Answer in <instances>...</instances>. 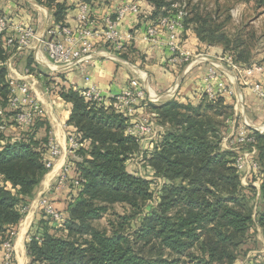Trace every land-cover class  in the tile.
<instances>
[{
    "label": "trees",
    "instance_id": "obj_1",
    "mask_svg": "<svg viewBox=\"0 0 264 264\" xmlns=\"http://www.w3.org/2000/svg\"><path fill=\"white\" fill-rule=\"evenodd\" d=\"M54 6L56 24L64 25L68 6L65 2L37 0ZM152 6L148 14L140 6L139 21L156 23L161 17H176L171 3L147 0ZM262 1V0H258ZM182 17V26L194 25L199 40L219 44L226 52L229 42L223 34L201 19L190 21ZM151 19V20H150ZM232 49L236 63H248L240 52ZM243 52V51H242ZM4 55L0 47V59ZM59 94L71 103L69 124L75 128L81 144L79 153L88 157L75 162L67 182V197L61 213L65 233L43 232L32 236L26 244L29 264H236L248 232L255 227L252 207L241 184L234 163L235 153L222 148L219 118L230 108L222 96L208 100L199 93L197 103L176 99L153 104L145 103L156 114L155 120L164 126L160 139L149 157L154 173L164 179L157 206L142 218L131 237L120 229L110 233L99 230L92 221L107 212L115 202L126 204L132 214L138 213L152 197L151 181L127 170L129 158L138 152V143L126 132L128 120L113 105L94 104L82 93L59 89ZM0 264L4 263L3 243L13 240L11 234L22 219V209L33 199L47 168L49 135L38 138L35 115L30 128L20 134L23 125L17 123L8 101V87L0 70ZM211 112V113H209ZM212 113L214 114L212 116ZM19 128L18 136H7L1 127ZM4 127V128H5ZM12 133V132H10ZM258 147L260 196L263 209L257 224L264 235V133L255 134ZM80 178L79 186L73 180ZM254 189L253 186H249ZM253 264H264L254 259Z\"/></svg>",
    "mask_w": 264,
    "mask_h": 264
},
{
    "label": "crops",
    "instance_id": "obj_2",
    "mask_svg": "<svg viewBox=\"0 0 264 264\" xmlns=\"http://www.w3.org/2000/svg\"><path fill=\"white\" fill-rule=\"evenodd\" d=\"M54 1L66 3L68 8L64 22L73 29L78 26L77 15L81 6L87 5L90 17L94 19V30L97 31L89 38L95 45L91 59L89 57L79 65L55 72L49 68L47 55L39 42L33 40L28 47H19L15 30V27H32L38 36L47 38L48 30L55 24L54 6L39 3L37 0H0V17L6 18L9 23L0 36V47L4 55L0 59L3 81L7 84L9 77L14 76L30 83L31 92L42 109L43 121L37 123L36 134L42 137L48 134L60 149L52 168L41 179L37 193L29 203L27 214L15 227L12 247L15 264H28L27 240L43 232L44 227L38 221L41 210L37 203L38 198L44 196L53 206L63 209L68 188L54 192L51 189L52 184L58 172L67 164L71 166L68 178L71 177L74 163L84 153L77 151L81 144L74 151H68L69 137L76 138L75 128L68 121L72 105L59 94V89L64 87L66 90L72 89L81 93L88 87L95 86L106 98L123 90L142 89L147 98L143 105L148 101L154 103L155 100L162 99L165 102L170 98L184 99V103H196L203 90L208 65L223 52L221 45L199 40L191 23H187L185 28L182 26L177 29L180 51L172 52L167 46L166 29L162 28L155 40L149 39L145 29L146 24H151V21L141 24L139 15L133 12L126 13L116 24L121 45L117 49L105 42L102 32L106 27V19H114L117 10L132 0ZM138 4L147 14L152 11L147 0H138ZM180 52L184 53V58ZM105 53L113 57L107 58ZM247 90L250 92L248 88ZM4 111V107L0 105V115ZM4 127L1 129L7 136H18V127L11 124ZM84 154L88 157L87 151ZM63 230L59 229L58 233H65ZM48 231L53 233L52 229Z\"/></svg>",
    "mask_w": 264,
    "mask_h": 264
},
{
    "label": "rangeland",
    "instance_id": "obj_3",
    "mask_svg": "<svg viewBox=\"0 0 264 264\" xmlns=\"http://www.w3.org/2000/svg\"><path fill=\"white\" fill-rule=\"evenodd\" d=\"M164 1L171 3L175 11H184L185 15L191 19L190 21L203 20L202 24L207 25L206 27L210 30L213 29L214 35L223 34L229 42V50L226 52L223 50L215 57L212 64L208 65L202 93H205L208 100L222 96L225 103L231 106L224 110L223 115L219 117L222 120L219 143L222 148L235 153L236 167L237 164H242V169L238 170L241 184L252 207V218L255 220V227L248 232L247 240L238 252L236 264L242 261L246 264L245 259L249 260L250 258H246L248 254L253 259L263 260L264 256L261 255H263L264 235L256 222L258 212L263 209L260 196V174H258L259 177H255L253 172H257L259 169L255 134L264 133V0ZM234 48H237L236 50L245 57L244 60L248 63H236L233 60L231 50ZM32 96L34 97L33 93ZM143 98L147 99L144 91ZM145 99L137 101L136 104H129L132 110L130 113L128 112L127 116H124L123 113L125 107L119 106L118 100L113 97H103L101 101L89 99L97 105H113L120 114L127 118V133L136 129V124L141 125L145 121L152 124V131L144 133L138 129L132 134L138 143V152L132 155L126 164L130 173L151 181L152 197L136 214H132L130 207L126 204L120 202L111 204L107 212L92 221L95 228L108 233L112 229H120L119 223L122 222V217L132 215L123 223L124 226L121 230L131 237L133 230L141 223L142 218L150 209L157 206L160 188L164 183V179L154 173L148 160L155 149V141L158 142L160 139L164 126L155 120L156 114L147 104L143 105ZM178 101L184 102V99ZM159 103H162V99L155 100L153 104ZM28 128L30 126L24 124L20 134L25 133ZM37 137L41 138L42 136ZM249 186H253L254 189ZM29 203L22 209V218L27 214ZM58 209L62 212L61 208ZM39 213L38 221L43 227L52 229L53 233H58L59 229L63 228L64 224L61 225L59 222L53 221L42 209ZM58 234L61 235V232ZM11 264H15L13 259Z\"/></svg>",
    "mask_w": 264,
    "mask_h": 264
},
{
    "label": "built area",
    "instance_id": "obj_4",
    "mask_svg": "<svg viewBox=\"0 0 264 264\" xmlns=\"http://www.w3.org/2000/svg\"><path fill=\"white\" fill-rule=\"evenodd\" d=\"M140 8L138 0H132L130 3L121 6L116 15L113 18L108 17L106 19V27L102 32L103 39L106 43H109L111 46L116 47L117 49L121 48L119 42V34L116 30V24L118 20L123 18L126 13L133 12L139 13ZM185 15L184 11H178L176 17H161L154 24H146L145 32L147 37L151 40L158 38L160 30L165 28L168 33V48L174 51H180V46L177 41V29L182 27V17ZM78 26L73 29L67 25L54 24V26L48 30V37L44 38L38 36L32 27H15L17 33V43L19 47L25 48L28 47L33 40L39 42L42 50L46 53L49 68L51 70L59 71L64 70L76 65H79L81 62L86 61L91 53L94 51V44L89 40V38L96 34L97 31L94 30V19L90 17L88 6L83 4L81 6V11L77 15ZM8 21L4 17H0V36L8 28ZM182 58H184V53L180 52ZM105 57H113L109 53H105ZM91 59V57L89 58ZM212 64V63H211ZM216 66V65H215ZM211 71V69H210ZM85 79H88L85 76ZM8 87V101L10 106L16 110V121L20 125L31 124L35 115L41 114L42 109L39 102L34 99L31 92V85L28 81L24 79H19L16 77H9L7 80ZM83 96L90 100H99L101 101L103 95L95 86L88 87L82 92ZM118 100V104L121 107H125L124 116H127L128 112H131V107L129 104H136L137 101H140L143 98L142 90H123L119 94L112 96ZM142 123L141 125L136 124L133 131H129L130 134H134V131L141 130L144 133L152 131V124ZM68 151H74L78 146L79 142L75 137L70 136L69 139ZM60 149L57 143L50 138L49 139V159L45 163L47 170L51 169L55 158L59 155ZM71 166L69 164L65 165L64 168L58 172L55 177L54 183L52 184V191L60 192L67 187L68 182V172ZM237 169H242V164H237ZM80 178L73 180L75 186L80 185ZM38 206L43 210V212L49 216L53 221H61V213L57 210L55 206L44 196L38 198ZM14 236V231L11 232ZM32 237H29L28 240H31ZM12 247L13 240H6L3 243L4 249V263L11 264L12 262ZM263 255L264 256V251ZM246 264H253L254 259L250 255H247ZM244 261V262H245ZM239 264H244L243 261Z\"/></svg>",
    "mask_w": 264,
    "mask_h": 264
},
{
    "label": "bare ground",
    "instance_id": "obj_5",
    "mask_svg": "<svg viewBox=\"0 0 264 264\" xmlns=\"http://www.w3.org/2000/svg\"><path fill=\"white\" fill-rule=\"evenodd\" d=\"M26 223V222H25Z\"/></svg>",
    "mask_w": 264,
    "mask_h": 264
}]
</instances>
